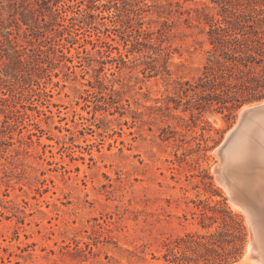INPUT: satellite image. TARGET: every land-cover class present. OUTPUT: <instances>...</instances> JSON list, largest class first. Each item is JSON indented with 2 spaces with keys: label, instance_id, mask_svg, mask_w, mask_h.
I'll list each match as a JSON object with an SVG mask.
<instances>
[{
  "label": "rangeland",
  "instance_id": "rangeland-1",
  "mask_svg": "<svg viewBox=\"0 0 264 264\" xmlns=\"http://www.w3.org/2000/svg\"><path fill=\"white\" fill-rule=\"evenodd\" d=\"M31 1L45 20L27 24L24 0H0L2 53L11 39L32 57L17 75L0 62V264H176L170 246L186 263L241 261L255 218L235 200L218 150L241 110L264 98L185 110L179 94L202 75L219 0H130L147 9L155 37L164 30L169 57L128 51L107 17L114 6ZM102 39L128 55L107 57ZM252 71L264 78V61ZM201 235L217 244L198 246Z\"/></svg>",
  "mask_w": 264,
  "mask_h": 264
},
{
  "label": "trees",
  "instance_id": "trees-1",
  "mask_svg": "<svg viewBox=\"0 0 264 264\" xmlns=\"http://www.w3.org/2000/svg\"><path fill=\"white\" fill-rule=\"evenodd\" d=\"M52 1L36 0L40 6L45 4L47 8L58 11V6L62 0ZM98 1L77 0V3L85 4L82 7L85 12L92 8L100 9L102 7H106V10L111 11L114 6L116 11L111 15H107V17L113 18L112 21L116 25L120 24V27L127 33L128 38H126L125 46L130 44L128 40L132 44L128 51H142L143 48L147 47L156 54L165 53L166 56H170L171 50L163 44L162 34L164 30L160 31V36L155 37V32L144 26V13L147 10L145 7L137 6L138 4H134L130 0L122 2L120 0H106L102 4H98ZM24 2L21 18L25 23L38 22L41 15L43 20L46 19L42 10L39 16L36 14L34 7L31 5V0H24ZM219 3L222 5V17H212L211 19L208 30L211 48L208 50V57L202 75L198 77L196 82L185 81L179 91L182 97L187 98L188 105H186L185 110L191 109L190 106L201 109L207 104L213 105L214 103L222 109H236L246 102L264 98V78L257 76L256 72L252 71L253 65L264 61V33L261 28L257 27V23L260 21L257 17V6L261 4V1L219 0ZM68 6L72 7L73 4H68ZM70 19H74V17L72 16ZM106 31L108 37L116 40L115 37L110 35L108 28H106ZM122 37L125 38L124 35ZM7 43L9 47L4 49L5 53H2L1 49L3 48L0 45V62L6 56L10 62L4 65L9 69H13L10 72L11 75H17L16 71L31 63L32 57H24L23 51L11 39H8ZM100 43L105 48L107 57L112 56L114 49L118 50L119 57L122 60L125 55H128L119 46L114 45L107 39H102ZM106 62V59L101 61L103 64L102 69L105 67ZM14 65L17 67L15 66V68ZM98 80L101 81L99 75ZM182 97L181 100L175 99V105H169L168 108H179L183 103ZM199 237L200 239L196 241L198 246L211 249L217 244L208 236L201 235ZM181 240L185 241L184 239ZM175 248L176 246H170L169 251L174 255V261H177L176 264H203L198 261L195 262V260L192 263L193 259H189L187 263L180 261L182 258ZM222 261L223 259H214L209 264H223Z\"/></svg>",
  "mask_w": 264,
  "mask_h": 264
},
{
  "label": "bare ground",
  "instance_id": "bare-ground-1",
  "mask_svg": "<svg viewBox=\"0 0 264 264\" xmlns=\"http://www.w3.org/2000/svg\"><path fill=\"white\" fill-rule=\"evenodd\" d=\"M247 108L249 107H244L241 113ZM260 119L261 127L257 126V122H253L241 129L238 135L234 136L237 138L230 146V151H225L223 177L229 180L235 200L242 207H246L244 210H249L247 212H250L252 219L255 218L251 225L257 231V242L251 237L243 259L234 264H245L247 260L251 261H248L250 264H253V261L264 264V116H260ZM254 250H257V259L251 254Z\"/></svg>",
  "mask_w": 264,
  "mask_h": 264
},
{
  "label": "water",
  "instance_id": "water-1",
  "mask_svg": "<svg viewBox=\"0 0 264 264\" xmlns=\"http://www.w3.org/2000/svg\"><path fill=\"white\" fill-rule=\"evenodd\" d=\"M260 116H264V103L260 104V105H256V106H252L249 107L245 110L242 111V113L240 114V122L239 124L236 126L235 129L232 130V133H230V135H228L225 143L223 144V146H221V148H219L218 153L221 156H225L226 153L225 151H228L227 149L229 148V145H232V143L235 141V139L237 136L239 131L245 127H247L248 125H250L253 122H257V126L261 127L260 124H262V119H260ZM256 229L253 226V235L252 237L255 239V242H257V236H256ZM254 246L255 243H254ZM252 256L257 258V250H254L253 252H251Z\"/></svg>",
  "mask_w": 264,
  "mask_h": 264
}]
</instances>
